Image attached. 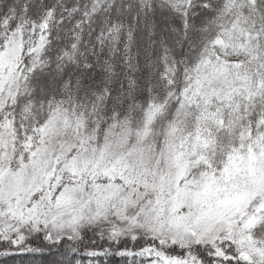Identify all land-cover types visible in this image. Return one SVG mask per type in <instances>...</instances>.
Returning <instances> with one entry per match:
<instances>
[{
  "label": "snow or ice",
  "instance_id": "snow-or-ice-1",
  "mask_svg": "<svg viewBox=\"0 0 264 264\" xmlns=\"http://www.w3.org/2000/svg\"><path fill=\"white\" fill-rule=\"evenodd\" d=\"M264 264V0H0V264Z\"/></svg>",
  "mask_w": 264,
  "mask_h": 264
},
{
  "label": "trees",
  "instance_id": "trees-1",
  "mask_svg": "<svg viewBox=\"0 0 264 264\" xmlns=\"http://www.w3.org/2000/svg\"><path fill=\"white\" fill-rule=\"evenodd\" d=\"M112 264H120V262H119L118 259H114V260L112 261Z\"/></svg>",
  "mask_w": 264,
  "mask_h": 264
}]
</instances>
